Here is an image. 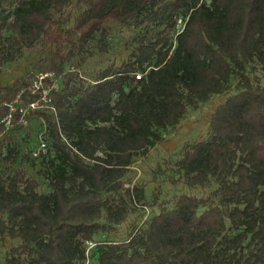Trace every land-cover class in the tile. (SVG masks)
I'll return each mask as SVG.
<instances>
[{
  "label": "trees",
  "instance_id": "1",
  "mask_svg": "<svg viewBox=\"0 0 264 264\" xmlns=\"http://www.w3.org/2000/svg\"><path fill=\"white\" fill-rule=\"evenodd\" d=\"M125 25L142 33L115 63L105 38ZM92 45L105 56L84 75ZM34 46L37 71L0 92V241L15 242L0 264H264V86L252 78L254 63L264 68V0H0V58ZM40 71L58 83L23 116L45 120L54 151L32 156L4 144L24 124L19 106L39 97L29 84ZM229 88L206 136L175 160L206 192H180L137 227L94 240L125 216L113 196L143 197L124 187L135 158L188 104ZM41 155L33 170L28 160ZM43 173L48 191L37 189Z\"/></svg>",
  "mask_w": 264,
  "mask_h": 264
},
{
  "label": "rangeland",
  "instance_id": "2",
  "mask_svg": "<svg viewBox=\"0 0 264 264\" xmlns=\"http://www.w3.org/2000/svg\"><path fill=\"white\" fill-rule=\"evenodd\" d=\"M9 7L5 4L3 12H6ZM182 22L183 18L177 16L174 26L166 32L165 36L172 39L181 28ZM140 33H142L141 29L134 32L130 26L125 25L113 28L106 35L107 52L112 55L115 63H119L123 57H126L133 46L132 43ZM125 40H127L126 43ZM90 47L92 55H89L82 63V69L86 70V72H82L84 75L92 72L105 56V54L100 56L93 45ZM39 53L38 46H34L25 49L22 55L14 54L13 57L0 58V92L4 90L5 85L12 84L24 72L33 71L35 73ZM252 78L255 83L264 86V68L258 63L253 64ZM58 80L59 77L53 74L52 79H49L47 83L57 85ZM233 84L234 80H232L231 85ZM228 91H230V88L225 92L211 95L206 101H195L188 104L179 122L162 132L163 139L152 146L145 154L138 155L135 158L125 175L124 187L133 184L142 187L143 197L140 200H137L136 197L130 198L123 189L120 190L122 199L117 195L113 196L111 198L112 203H119L125 207V216L116 225V228L108 226L107 231L94 234V240H101L107 236L114 237L137 227L153 213L158 212L161 207L172 205L176 195L180 192L196 194L206 192L208 188L206 185L189 186L183 180L180 170L175 165V160L182 154L183 147L188 141L206 136L210 114L214 107L225 98ZM16 128L13 131L15 138L8 139L4 145L17 143L30 154V151L37 148L40 141L44 140L47 144L45 154L48 152L53 153L54 147L51 144L49 128L43 118L34 116L22 126ZM41 159L42 155L35 158L33 162H30L29 159L28 165L33 170L38 169L42 165ZM37 189L39 191L49 190L44 173L40 176ZM12 244H15V242L11 239L0 241V259L9 252ZM84 246L87 253H90L94 242L84 241Z\"/></svg>",
  "mask_w": 264,
  "mask_h": 264
},
{
  "label": "built area",
  "instance_id": "3",
  "mask_svg": "<svg viewBox=\"0 0 264 264\" xmlns=\"http://www.w3.org/2000/svg\"><path fill=\"white\" fill-rule=\"evenodd\" d=\"M53 72H37L34 77L31 80V83L29 84V89L32 93H38L39 97L35 100H31L28 102L26 105H20L19 106V111L21 113L19 119H17L18 123H25V118H24V113L28 111L30 108H35L37 106H43L46 105V103L49 101V97L47 95L48 89L51 86H55V84H49V85H44V79L48 77L49 79H52ZM141 73L136 72L135 73V78L138 79L140 78ZM14 105L11 106V109H14ZM3 123H5V126L8 127L9 124L11 123V117L10 113L3 117L1 119ZM47 144L44 140L40 141L39 145L37 148L31 150V155L32 156H38L40 153H43L46 151Z\"/></svg>",
  "mask_w": 264,
  "mask_h": 264
}]
</instances>
